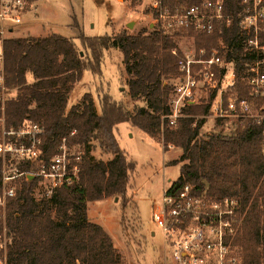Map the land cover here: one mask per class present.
<instances>
[{"label":"trees","instance_id":"obj_1","mask_svg":"<svg viewBox=\"0 0 264 264\" xmlns=\"http://www.w3.org/2000/svg\"><path fill=\"white\" fill-rule=\"evenodd\" d=\"M190 5L199 0H177ZM240 0H223L224 13L231 14L228 27L212 34L194 36L196 47L209 48L218 38L227 44L225 58L233 61L240 97L249 89L242 76L250 57L236 46L237 14ZM178 34H167L157 27L149 33L129 34L122 30L99 36L79 35L78 49L73 39L50 32L40 37H8L4 40L5 80L14 89L6 104V122L18 124L28 118L44 128L43 148L50 155L62 141L69 149L83 148L78 183L59 187L49 200L35 199L34 182H26L7 209V264H124L122 254L101 225L89 219L87 202L119 198L121 209L127 202L129 178L134 163L128 161L117 142V124L129 122L163 148L173 145L181 155L169 163L180 164L179 175L167 191H177L184 183L196 192L214 197L238 199L239 226L233 242L239 247L241 264H264V153L261 150L264 119L246 121L233 134H202L211 98L182 107L175 126L168 123V96L165 81L177 75ZM122 54L127 94L143 105L126 109L109 92L100 97L97 113L92 97L67 106L69 95L84 70L99 74L104 51ZM29 79H31L29 81ZM219 121V120H217ZM74 131L73 134L71 132ZM99 144L107 160L89 156L91 142Z\"/></svg>","mask_w":264,"mask_h":264},{"label":"built area","instance_id":"obj_2","mask_svg":"<svg viewBox=\"0 0 264 264\" xmlns=\"http://www.w3.org/2000/svg\"><path fill=\"white\" fill-rule=\"evenodd\" d=\"M152 24L167 34H212L228 27L231 14L224 13L223 0H199L190 5L177 0H147ZM237 14L236 46L251 60L242 80L248 95L236 93L237 75L233 61L225 58L227 44L218 38L211 47L186 49L174 47L177 75L165 81L171 90L169 113L171 126L182 116V107L201 99V90L214 91L205 117L260 123L264 119V0H240ZM33 0H0V264H7V214L10 202L23 188L34 182L33 196L49 200L59 187L80 180L83 148L69 149L64 141L50 155L43 148L44 128L32 119L18 124L6 122V104L14 89L6 84L4 40L24 22ZM74 131L71 132L73 134ZM264 141V130L262 131ZM264 153V142L261 147ZM36 199V197H35ZM238 199L214 197L196 192L184 183L177 191H163L153 203L151 218L161 229L171 264H241L233 240L239 226Z\"/></svg>","mask_w":264,"mask_h":264},{"label":"rangeland","instance_id":"obj_3","mask_svg":"<svg viewBox=\"0 0 264 264\" xmlns=\"http://www.w3.org/2000/svg\"><path fill=\"white\" fill-rule=\"evenodd\" d=\"M150 13L147 0H33V8L28 10L24 22L14 28L11 37H40L54 32L73 39L78 49L86 52L79 45L80 33L86 36L122 30L133 34L142 31L149 33L155 27ZM129 22H133L131 27L128 26ZM178 35L177 47L186 49L194 44V33ZM101 69L99 74L83 71L69 95L68 107L81 101L86 92L91 95L97 113L100 112V97L104 92H109L126 109L143 105V101L132 100L127 94L129 75L125 72L119 50L104 51ZM208 94L209 91L201 90L199 97L204 98ZM205 118L200 129L202 134L229 135L237 127H242L233 119L217 121ZM116 127L118 129L115 128L114 134L118 145L124 150L128 161L134 163L127 190L129 201L124 210L119 198L90 201L88 216L110 235L113 245L123 256L124 264H171L168 247L162 239L161 229L152 221L151 211L153 203L161 198L163 188L178 177L180 164L169 162L179 158L182 151L171 144L164 149L160 140L150 137L129 122H121ZM263 142L262 139L261 147ZM88 154L95 160L110 157L102 153L95 141L91 142ZM35 197L39 200V193H35ZM233 245L239 254L238 245Z\"/></svg>","mask_w":264,"mask_h":264},{"label":"crops","instance_id":"obj_4","mask_svg":"<svg viewBox=\"0 0 264 264\" xmlns=\"http://www.w3.org/2000/svg\"><path fill=\"white\" fill-rule=\"evenodd\" d=\"M129 34H133V33H129ZM116 129H118V127H116ZM169 181V180H168ZM169 186L167 185V187H164L163 188V191L166 189V188H168ZM88 202H90V201H88ZM88 202H87V214H88ZM89 217V216H88ZM90 219V218H89ZM94 222V221H93ZM100 225V224H99ZM104 229V228H103Z\"/></svg>","mask_w":264,"mask_h":264},{"label":"water","instance_id":"obj_5","mask_svg":"<svg viewBox=\"0 0 264 264\" xmlns=\"http://www.w3.org/2000/svg\"><path fill=\"white\" fill-rule=\"evenodd\" d=\"M132 25H133V22H129V23H128V26H129V27H131ZM116 199H117V198H115V200H116Z\"/></svg>","mask_w":264,"mask_h":264}]
</instances>
